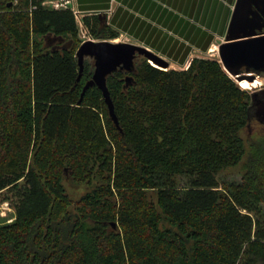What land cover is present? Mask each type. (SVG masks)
<instances>
[{"label": "trees", "instance_id": "1", "mask_svg": "<svg viewBox=\"0 0 264 264\" xmlns=\"http://www.w3.org/2000/svg\"><path fill=\"white\" fill-rule=\"evenodd\" d=\"M45 1H0V192L17 196L0 264H264V137L240 182L218 180L245 160L264 90L216 60L145 58L107 79L118 128L97 86L80 103L94 70L78 81L76 16ZM83 22L118 37L101 16ZM66 179L87 189L78 200Z\"/></svg>", "mask_w": 264, "mask_h": 264}, {"label": "crops", "instance_id": "2", "mask_svg": "<svg viewBox=\"0 0 264 264\" xmlns=\"http://www.w3.org/2000/svg\"><path fill=\"white\" fill-rule=\"evenodd\" d=\"M237 1L74 0V6L82 19L101 16L119 33L116 40L146 48L182 71L215 48L219 54Z\"/></svg>", "mask_w": 264, "mask_h": 264}, {"label": "water", "instance_id": "3", "mask_svg": "<svg viewBox=\"0 0 264 264\" xmlns=\"http://www.w3.org/2000/svg\"><path fill=\"white\" fill-rule=\"evenodd\" d=\"M219 54L226 71L238 76L239 81L248 79L254 82L258 75L264 73V0L237 1L226 42L219 47ZM76 57L80 67L78 81L83 76L86 59L90 58L94 63L93 76L83 88L80 103L86 91L97 86L103 92L110 116L118 128L120 126L107 84L108 77L119 70L129 73L135 71L138 57H145L163 68L169 67L166 61L146 48L129 43L87 41L80 46ZM132 80L128 76L126 86Z\"/></svg>", "mask_w": 264, "mask_h": 264}, {"label": "rangeland", "instance_id": "4", "mask_svg": "<svg viewBox=\"0 0 264 264\" xmlns=\"http://www.w3.org/2000/svg\"><path fill=\"white\" fill-rule=\"evenodd\" d=\"M0 1H3V0H0ZM67 1H69V3H66ZM67 1L49 0V1H45L43 5L47 8H51V9H58V10H61V9L68 10L69 9V10H72L75 14V11H77V9L74 6V0H67ZM12 3H10V4H12ZM77 15H78V17H76L77 23L79 22L78 19L83 22V19H82L80 13H78ZM83 24H84V22H83ZM84 27H85L84 30H81V28L79 27V24H78V37L81 41V45L87 41H94V42L109 41L112 43H128L124 39L116 40L120 37V35L111 26L110 27L112 28V30H114L115 32L118 33V37L115 39L96 38L92 35V33L90 32V29L87 28L85 26V24H84ZM216 50L217 49L215 48L214 51L206 54V57L208 59H211V60L219 61L223 65V63L221 62L220 54H218V51H216ZM144 59H145V57H138L136 59L135 64L137 66H139L143 62ZM86 61L93 66V70H94L93 61L90 58H88ZM148 62L151 65H153L150 60H148ZM153 66H155V65H153ZM155 67H157L159 69H163V70L167 69V68H163L162 66H155ZM223 67H224V65H223ZM174 68H176L178 70L182 69L180 67H174ZM224 69H225V67H224ZM257 78H259V79H256L254 82H250L248 79L242 80L244 85L246 86V88H248L245 91H248L250 93H255V92H260V91L264 90V73L258 75ZM235 82L237 83V81H235ZM253 111H255L254 116L258 117V119L261 120V123L260 124H256V123L252 124L250 126V128H248L246 130V132L243 134L246 141H247V147H246L247 148V155L245 157V160L243 162H241L239 165L232 167L231 169H229L227 171L221 172L218 175V180L221 183H223V182L234 183V182H240L241 181L242 173L244 171L243 170L244 166L247 163L248 156L251 152V144L255 141L256 142L259 141L261 138L264 137V103L261 106L255 108V110H253ZM186 182H187L186 179L183 180V185ZM64 184H65V187L67 189V192L69 193V195L74 200H78L85 193V190H87L83 187V185L76 184L71 179H66ZM16 201H17V196H16V193L14 190L6 189V190H3L2 192H0V226L4 225L6 223H11L15 220V218H16V209H15Z\"/></svg>", "mask_w": 264, "mask_h": 264}, {"label": "built area", "instance_id": "5", "mask_svg": "<svg viewBox=\"0 0 264 264\" xmlns=\"http://www.w3.org/2000/svg\"><path fill=\"white\" fill-rule=\"evenodd\" d=\"M59 1H60V0H59ZM63 1H67V0H63ZM66 3H69V1H67ZM64 5H65V4H64ZM78 13H79L78 11H75V16H76V17H78V15H77ZM78 21H79V22H78L79 27L81 28V30H84L85 27H84L83 22H82L81 20H79V19H78ZM151 62H152V61H151ZM189 66H190V65H188V66L186 67V69H188Z\"/></svg>", "mask_w": 264, "mask_h": 264}, {"label": "bare ground", "instance_id": "6", "mask_svg": "<svg viewBox=\"0 0 264 264\" xmlns=\"http://www.w3.org/2000/svg\"><path fill=\"white\" fill-rule=\"evenodd\" d=\"M152 64L153 65H155V66H158L157 64H155L154 62H152ZM234 76V75H233ZM239 76H241V75H239ZM234 77H236L237 78V80H238V76H234Z\"/></svg>", "mask_w": 264, "mask_h": 264}]
</instances>
